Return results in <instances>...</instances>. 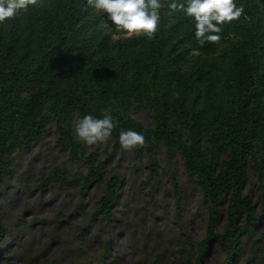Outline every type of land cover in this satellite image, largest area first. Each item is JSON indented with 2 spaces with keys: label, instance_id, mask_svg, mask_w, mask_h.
<instances>
[{
  "label": "trees",
  "instance_id": "1",
  "mask_svg": "<svg viewBox=\"0 0 264 264\" xmlns=\"http://www.w3.org/2000/svg\"><path fill=\"white\" fill-rule=\"evenodd\" d=\"M40 2L0 25V186L12 153L31 146L51 124L54 143L84 166L80 176L55 166L56 179L82 190L102 183L95 210L110 215L120 176L104 179L106 158L84 150L72 122L89 114L102 118L111 109L117 122L112 149L122 130L143 134L148 176L156 174L157 150L179 154L207 210L198 251L214 241L224 250L223 264H233L241 237L251 235L258 219L243 191L247 169L264 180V0H235L244 15L223 26L218 44L202 47L194 21L183 11L169 14L167 6L148 40L117 32L86 0ZM164 2L187 6V0ZM130 109H146L149 123L134 119ZM172 183L178 200L174 177ZM5 231L0 220V247Z\"/></svg>",
  "mask_w": 264,
  "mask_h": 264
},
{
  "label": "rangeland",
  "instance_id": "2",
  "mask_svg": "<svg viewBox=\"0 0 264 264\" xmlns=\"http://www.w3.org/2000/svg\"><path fill=\"white\" fill-rule=\"evenodd\" d=\"M116 37V35H113ZM129 114L143 125L146 109ZM73 118L72 131L75 122ZM51 124L28 148L12 153L10 173L0 186V220L6 231L0 247V264H223L224 250L211 241L203 253L198 242L205 233L206 206L198 188L188 180L176 151L154 153L156 174L148 176L143 147L123 150L106 144L86 146L105 159L104 179L120 176L110 215L96 211L102 183H62L55 166L67 175L80 176L84 166L70 159L54 143ZM179 187L175 200L172 178ZM243 191L256 209L251 235L241 237L233 264H264V180L247 169ZM223 218V202L218 205ZM219 224L215 229H219Z\"/></svg>",
  "mask_w": 264,
  "mask_h": 264
},
{
  "label": "clouds",
  "instance_id": "3",
  "mask_svg": "<svg viewBox=\"0 0 264 264\" xmlns=\"http://www.w3.org/2000/svg\"><path fill=\"white\" fill-rule=\"evenodd\" d=\"M87 5L97 12L106 14L107 19L126 37H155L159 28L160 11L167 6L171 12L183 11L194 21L195 38L202 47L206 42L218 44L219 33L225 24L240 19L245 13L244 6L237 7L235 0H187L183 3L165 4L164 0H86ZM40 0H0V25L16 19L30 7H42ZM248 17H245L247 19ZM117 122L111 109H105L102 118L85 115L74 125L77 142L86 146L106 144ZM119 143L123 150H132L145 145V137L134 130H122Z\"/></svg>",
  "mask_w": 264,
  "mask_h": 264
}]
</instances>
